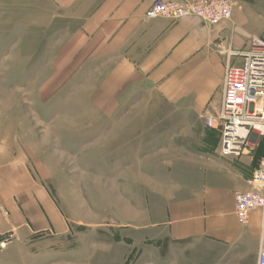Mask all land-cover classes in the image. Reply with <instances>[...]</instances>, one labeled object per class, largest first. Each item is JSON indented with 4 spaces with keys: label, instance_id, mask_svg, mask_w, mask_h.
<instances>
[{
    "label": "rangeland",
    "instance_id": "rangeland-1",
    "mask_svg": "<svg viewBox=\"0 0 264 264\" xmlns=\"http://www.w3.org/2000/svg\"><path fill=\"white\" fill-rule=\"evenodd\" d=\"M238 5L255 10L250 28L264 38V0ZM28 13L27 0H0V120L17 125L31 169L67 218L61 240L39 248L55 249L50 264H172L159 251L157 193L224 185L243 154L226 155L204 117L167 112L160 99L128 98L127 112L103 111L100 81L63 80L60 34ZM135 101L142 105L130 106ZM246 150L255 167L250 189L264 135ZM221 251L234 260V248Z\"/></svg>",
    "mask_w": 264,
    "mask_h": 264
},
{
    "label": "crops",
    "instance_id": "crops-1",
    "mask_svg": "<svg viewBox=\"0 0 264 264\" xmlns=\"http://www.w3.org/2000/svg\"><path fill=\"white\" fill-rule=\"evenodd\" d=\"M27 1L29 16L43 18L45 27L60 34L55 48L60 73L66 75L62 79L86 80L91 74L92 81H100L95 95L107 112H127L128 98L149 97L148 103L157 105L160 99L165 111L197 121L215 114L229 54L246 49L259 35L250 28L255 10L239 6L243 0H232V18L215 26L196 16L148 18L155 0ZM240 62L239 56L230 57L231 64ZM245 154L231 173L233 180L224 185L209 183L164 197L157 193L162 257L170 255L172 264H245L247 259L252 264L257 259L262 213L252 212L247 225L235 214V193L249 189L245 182L255 168L248 166L253 157ZM68 229L62 208L28 163L19 128L0 120V264H50L55 249L39 246L61 240ZM223 247L236 250L234 260L225 258Z\"/></svg>",
    "mask_w": 264,
    "mask_h": 264
},
{
    "label": "built area",
    "instance_id": "built-area-1",
    "mask_svg": "<svg viewBox=\"0 0 264 264\" xmlns=\"http://www.w3.org/2000/svg\"><path fill=\"white\" fill-rule=\"evenodd\" d=\"M233 7L232 0H155L146 15L173 20L196 16L215 26L232 18ZM233 55L240 57V64L230 63ZM203 117L209 128L220 131L226 155H242L252 136L264 135V38L254 36L246 49L229 54L221 107L215 114ZM250 184V189L235 193V214L241 225H247L251 213L261 211L257 264H264V157ZM5 245L6 242L1 243L2 247Z\"/></svg>",
    "mask_w": 264,
    "mask_h": 264
},
{
    "label": "bare ground",
    "instance_id": "bare-ground-1",
    "mask_svg": "<svg viewBox=\"0 0 264 264\" xmlns=\"http://www.w3.org/2000/svg\"><path fill=\"white\" fill-rule=\"evenodd\" d=\"M243 154H245V151H244V153Z\"/></svg>",
    "mask_w": 264,
    "mask_h": 264
}]
</instances>
